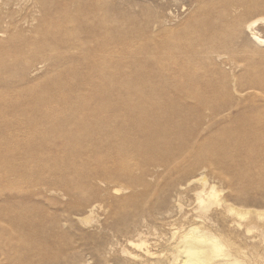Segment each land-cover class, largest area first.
Instances as JSON below:
<instances>
[{
    "label": "rangeland",
    "instance_id": "obj_1",
    "mask_svg": "<svg viewBox=\"0 0 264 264\" xmlns=\"http://www.w3.org/2000/svg\"><path fill=\"white\" fill-rule=\"evenodd\" d=\"M44 1H47V9L43 6ZM263 1L233 0V5L231 4L233 8H230L231 5L228 6L227 13L229 16H241L242 14L247 19L264 16V6H261ZM73 2V0H11L4 3L0 0V14L8 23L7 26L0 25V29L5 31V33L0 31V66L2 67L0 87L3 86L9 91L25 93V103L33 109L29 112L16 109L18 99L13 96V92L12 94L10 92L0 93V145H12V148L20 146L24 149L22 152H9V154L0 151V163H7L10 166L8 171L0 169V235H4L5 230L10 226L18 224V220L25 219L26 222L30 219L34 222L32 228L28 229L22 221L19 232L35 239L46 240L57 251H66L67 264H136L137 259L140 258L137 255L146 256L147 250L154 253L155 257L169 259L167 261L172 264L175 253L171 246L174 240L173 233L180 236L189 223L204 226L201 221L194 220L198 208L196 193L203 189L208 191L212 186H215L220 201L214 202L209 208L208 214L213 217L212 222L215 221L214 224H217L218 221L225 222V226L222 227L225 230L219 232L224 234L226 242L234 253H238L244 264H264V215L262 218H256L253 212L255 208L264 209L262 206L264 204H261L264 201V187L261 191H249L250 200L242 203L243 205L237 204V206H243L248 212L246 217L241 218L226 212V204L223 199L231 195L232 189H229L228 178L220 176V173L212 166H206L201 170L207 178L205 185L188 181L176 190L177 187L175 189L167 188L166 181H159L156 182V190L144 194L142 185V187L137 185L133 188L120 190L114 184L107 185L93 180L89 182V186L82 183L80 186L78 183L72 182L79 188L73 186L75 191L72 190L70 195L63 190L49 189L57 183L56 180L52 181L55 179V175H59L57 171L45 170L43 173L29 171L30 173H28L22 166L24 157L27 156L34 167L43 165L46 160L53 161L60 158L71 169L73 168V160L63 147L64 141L51 137L43 138L41 136L43 133L52 134L53 132L76 130L82 135V138L75 137L71 145L83 147L84 145L101 144L100 141L97 142V135L82 131L83 126L89 125L91 121L85 105L94 107L114 96L95 94L92 86L87 84L95 78V75L92 73L91 63H88L86 58L89 61H96L97 69L110 72L111 75L125 70L126 75L124 76L119 74L116 77L99 79L103 83V87L109 91L117 92L124 88L131 92L147 91L149 87L146 85L144 74L154 78L159 72L158 65L153 68L146 66L143 61L133 62L134 55L137 54L140 59H144L146 51L143 42L147 36L160 38L161 33L163 34L162 25L166 21L168 25L166 28L178 31L177 35L183 40H194L202 31L203 23H211V28L216 32L222 29L220 22L222 20V0H83L81 7L86 10L98 6L103 11L112 7L113 12L116 13L113 19L116 22H121L124 31L129 33H126L127 36L124 34L127 41L120 43L125 40L123 35L116 44H111L112 46L115 44V46L106 49H112V55L108 58L107 54H104L98 47L100 43L107 44L106 35L99 34L98 41L92 42L90 51L86 53H80L71 45H67L53 51V55L59 61L50 63L48 60H38L32 64L28 63L27 61L35 53V49L30 46L32 44L28 45L16 38L38 40L41 36L36 32L37 28L47 27L50 22L54 24L53 19L57 15H62L65 8L74 11L77 5ZM235 5L236 7H234ZM71 7L72 9H70ZM49 9L52 12L50 16L47 15ZM117 13L129 14L132 19L124 20L125 16L120 17ZM148 20H151L150 25H148ZM259 31L264 34L262 29ZM194 33L196 34L194 35ZM204 38L207 37L204 36ZM258 49L247 51L248 53L245 55L246 58L259 55L256 60L263 66L264 48ZM164 52V49L158 45L151 51L156 62H160ZM223 57L224 67L228 72H231L230 68H233L234 62L230 61L227 56ZM117 60L122 62L118 63ZM210 74L214 79H217L214 71H210ZM57 76L59 79L56 78ZM258 77L259 73L250 71L246 73L242 81L249 84ZM126 80L128 84L124 86L123 82ZM77 81H81L83 84L78 86L76 85ZM148 81L150 80L148 79ZM32 89L36 90V94H32ZM247 92L240 94L233 92L232 96H222V92L216 87L212 94L216 97H224L227 102H233L237 97L244 98L230 111L215 117V121L219 124L225 119L231 127L226 133L230 130L233 133L226 135L225 131L218 130V128L215 129L214 136L209 137V134L204 132L203 135L199 134V137H203L209 145H216L218 148L225 146L234 150L238 149L237 145H264V123L262 120L256 122L255 128L248 126L251 129L246 128L247 125H240L244 119L252 116V110L244 114V111L240 113L241 109L248 106L255 107L262 102L258 96H250ZM253 92H259V90L252 89L251 93ZM37 94L46 98L50 104L55 105L60 113L58 118H44L41 115L38 108L40 102L35 99ZM84 98L88 99L89 104L83 103ZM82 104L84 105L81 106ZM36 123H39V126ZM43 154H46V159H43ZM79 167L82 170L90 168L87 165ZM150 168L152 166L149 164L144 167L146 170ZM260 168H264L262 161L255 169ZM16 178L24 179V181L11 185L10 183H14ZM151 178L149 177V179ZM243 183L245 185V181ZM136 187L138 188L136 189ZM84 191L85 194L82 193ZM134 193H140V198L145 200L148 205L156 206H150V208L147 206L143 210L137 211L138 208L131 205L120 211L121 208L118 207L120 200ZM246 203L253 205L250 206ZM181 204L182 206L179 207ZM90 205H93V211H90ZM7 213H10V218H6ZM126 214L128 223H119V219ZM184 222H186L185 226H182ZM4 226L7 228L4 229ZM138 243L142 245L138 246ZM72 256L77 257L76 261Z\"/></svg>",
    "mask_w": 264,
    "mask_h": 264
},
{
    "label": "bare ground",
    "instance_id": "obj_2",
    "mask_svg": "<svg viewBox=\"0 0 264 264\" xmlns=\"http://www.w3.org/2000/svg\"><path fill=\"white\" fill-rule=\"evenodd\" d=\"M2 1L8 3L11 0ZM73 1L77 5L74 11L65 8L62 15H57L53 19L54 24L50 22L47 27L37 28L36 32L41 36L38 40L16 38L28 45L32 44L30 46L35 49V53L28 59V63L32 64L38 60H48L50 63L59 61L53 55V51L67 45H71L80 53H86L90 51L91 43L98 41L99 34L106 35L107 44L100 43L98 47L110 58L112 49H106L114 47L117 40L124 34L126 35L128 31L125 32L122 23L113 19L116 13L113 12L112 7L103 11L98 6L86 10L81 7L83 0ZM232 2L233 0H222V20H220L222 29L219 32L211 28V23H203L202 31L194 40H183L177 35L178 31L166 28L168 26L166 21L162 25L163 34L161 33L160 38L147 36L143 42L146 51L144 59H140L137 54L134 55L133 60V62L143 61L146 66L153 68L158 65L159 72L154 78L144 74L146 85L149 87L147 91L131 92L125 88L117 92L109 91L103 87L104 85L99 79L116 77L119 74L124 76L126 75L125 70L111 75L110 72L97 69L96 61H89L86 58L87 62L91 63L92 73L95 75V78L87 84L92 86L95 94L114 96L94 107L85 105L91 121L89 125L83 126L82 131L97 135V142L100 141L101 144L84 145L83 147L71 145L75 137L82 138V135L76 130L53 132L52 134L43 133L41 135L43 138L51 137L64 141L63 147L73 160V168L71 169L60 158L53 161L46 160L43 165L34 167L30 163V158L25 156L22 166L26 171L28 173H43L45 170L57 171L59 175H55V179L52 180H56L57 186L53 185L49 189L63 190L69 195L74 190L73 186L79 188L72 182L89 186V182L93 180L107 185L114 184L120 190L142 185L143 193L147 194L157 189L156 182L159 181H166L167 188L175 189L177 187L176 190L188 181L205 185L207 178L201 170L206 166H212L220 173V176L228 178L229 189H232V196L228 195L223 199L226 204V212L241 218L246 217L248 213L246 209L243 206H237V204L243 205L242 203L250 200L249 191H261L264 187V168L255 169L260 161L264 162V145H237L238 149L234 150L225 146L218 148L216 145H209L203 137H199V134L203 135L204 132L209 134V137L214 136V131L218 128L225 133L231 128L225 119L219 124L215 121V117L230 111L244 99L241 96L243 99L237 97L233 102H227L222 97L232 96L233 92L240 94L248 91L250 96H258L262 101L255 107L248 106L241 109L240 113L244 111V114L252 110V116L244 119L240 125H247L246 128L251 129V127L255 128L256 122L259 120L264 123V65L257 62L256 59L259 55H254L252 58L248 56L246 58L245 55L255 48L256 50L260 47L264 48V34L259 31L260 29L264 31V16L247 19L246 16L243 17L242 12L241 16H229L227 7H230ZM232 5L230 8H233ZM43 6L47 9V1H44ZM237 6L239 5L237 4ZM261 6H264V1ZM236 10L234 11L236 12ZM51 13V9H49L47 15L50 16ZM117 15L125 16L124 20L132 19L129 14L117 13ZM195 20L194 22H196ZM200 21L202 22V20ZM150 23L151 20H148V25ZM7 24L0 14V25L7 26ZM45 29L46 31H44ZM0 31L5 33L2 29ZM125 35L123 36L125 40L122 39L123 41L120 43L127 41V35ZM113 43L115 44L112 46ZM156 45L165 51L161 55L160 62H156L151 53L152 48ZM258 53L256 52V54ZM223 56H227L230 61L234 62V64L231 62L233 68L229 67L231 72H228L224 67ZM117 62L121 63L122 61L117 60ZM1 71L2 67L0 66V73ZM210 71L216 73L217 79L212 77ZM250 71L259 73L258 79L249 82V84L243 83L242 80L246 73ZM56 78L59 79V76ZM82 84L81 81L76 82L78 86ZM127 84V80L123 82L124 86ZM216 87L222 92L221 97L212 94ZM252 89H257L259 92L251 93ZM6 92L11 94L13 92V96L18 99L16 109H23L27 112L33 110L29 104L25 103V93L9 91L1 86L0 93ZM31 92L36 94L34 89ZM35 99L40 102L38 108L44 118L60 116L55 105L47 102L42 95L37 94ZM84 102L88 103V99L84 98ZM65 112H67L66 109ZM254 119H256L255 122ZM36 124L39 126V123ZM232 133L233 131L230 130L226 135ZM11 146L0 145V151L4 154L24 151L20 146L16 148ZM43 159H46V154H43ZM147 164L152 168L144 169ZM80 165H87L90 168L82 170ZM93 165H95L94 168H92ZM0 169L8 171L10 166L4 163ZM149 177L153 179H149ZM22 180L24 181V179L16 178L14 183L10 184H19ZM82 193L85 194V191ZM143 193L142 195H144ZM140 197V193L123 197L118 205L121 208L120 211L131 205L138 208L137 211L152 206ZM196 200L198 208L194 220L201 221L204 226L189 223L180 236L173 233L174 240L171 246L175 253L172 264H244L238 253H234L226 242L222 233L225 230L222 228L225 226V222L218 221L217 224H214L213 217L208 214L211 204L220 201L215 186H212L208 191L205 189L198 191ZM246 204L253 205L252 203ZM261 204H264V201ZM93 205H90V211H93ZM181 206L182 204L179 207ZM253 212L256 218H262L264 215V209L255 208ZM6 218H10V213L6 214ZM18 221V224L5 230L4 235H0V264H67L66 251L59 250V252L46 240L35 239L19 232L22 221L28 229L32 228L33 221L30 219L26 222L25 219ZM118 222L127 224V214ZM185 223H182V226H185ZM6 228L7 226H4V229ZM137 245L141 246L142 244L138 243ZM145 255H137L140 258L137 259L136 264H170L167 261L169 259L155 257V254L150 253V250H147Z\"/></svg>",
    "mask_w": 264,
    "mask_h": 264
}]
</instances>
